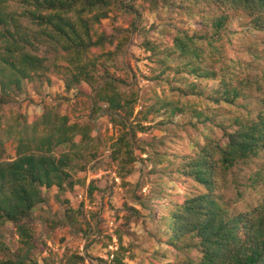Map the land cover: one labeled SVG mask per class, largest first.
Here are the masks:
<instances>
[{
	"label": "trees",
	"instance_id": "1",
	"mask_svg": "<svg viewBox=\"0 0 264 264\" xmlns=\"http://www.w3.org/2000/svg\"><path fill=\"white\" fill-rule=\"evenodd\" d=\"M136 1L0 0V264H52L31 256L36 249L32 231L35 213L47 202L44 189L66 193L83 183L75 179L76 174L87 170L104 144L95 135L94 121L107 115L123 126L124 131L111 146L110 158L122 162V157L129 155L125 163L129 166L135 160L139 133L150 129L142 122L150 116H162L169 122L181 111L168 95L161 97L155 92L135 116L139 123H127L135 114L139 96L123 92L110 68L129 47L134 30L115 27L110 32L103 21L114 11L136 9ZM166 2L170 4V0ZM176 4L197 19L198 29L193 34L189 30L170 34L168 44H146L155 55L164 47L167 60H178L176 67L169 65L163 73L187 75L185 84L177 87L182 95H204L213 104L236 106L245 116L231 112L216 122L219 115L195 111L206 131L212 122L223 136L207 134L204 142L196 145L195 155L175 153L177 160L168 161V175L190 179L201 190L191 195L164 193L166 207L159 222L164 226L165 242L188 254L185 264H264V203L251 211H239L223 192L235 168L264 153V72L255 93V79L246 83L243 79L237 86L239 71L228 66L218 72L214 65L205 64L206 48L213 56L219 55L237 17H249L253 29L264 32V0H179ZM190 76L220 80V86L207 95ZM36 80L51 87L62 80L67 91L78 90L90 99L89 121H74L71 106L66 114L57 106H47L35 117L21 109H8L15 97L26 91L27 82ZM239 100L243 101L238 104ZM9 143L16 149V156L10 159L5 157ZM164 157L157 162L166 163ZM109 168L106 164L105 170ZM128 172L132 174V170ZM97 191L99 187L92 182L89 196ZM135 199L142 203L137 195ZM130 221L128 217L121 224L123 231ZM7 225L17 229L22 246L16 251L4 239L3 227ZM119 235L122 239L121 232ZM192 250L199 251L200 257L190 256ZM116 260L124 264V258ZM84 261L85 257L72 254L60 264Z\"/></svg>",
	"mask_w": 264,
	"mask_h": 264
},
{
	"label": "rangeland",
	"instance_id": "2",
	"mask_svg": "<svg viewBox=\"0 0 264 264\" xmlns=\"http://www.w3.org/2000/svg\"><path fill=\"white\" fill-rule=\"evenodd\" d=\"M177 2L179 0H170V4L166 0H137L136 9L114 11L103 21L110 32L115 27L134 30L129 47L110 68L111 75L119 80L123 92L128 95L135 92L139 96V105L127 123H139L135 116L155 92L161 97L168 95L181 111L169 122L162 116H150L147 122H142L150 129L139 133L135 160L129 166L125 164L129 155H124L122 162H114L110 158L111 146L124 131L123 126L114 123L107 115L94 121L95 135L104 144L98 157L88 163L87 170L76 174L75 179H81L83 183L66 193L57 188L44 189L47 202L35 213L32 231L36 249L31 256L41 263L60 264L62 259L72 254L85 257L82 264H118L117 257L124 258V264H153L155 261L185 264L187 261L188 254L169 247L165 242L164 226L159 221L167 198L162 196L165 197L164 193L191 195L201 189L190 179L168 175V161L177 160L175 153L195 155L198 151L196 145L203 143L207 134L216 138L223 136V131L214 128L212 122L206 131L205 125L195 117L196 110L213 117L219 115L216 122H222L225 119L223 115L231 112L232 115L245 114L236 106L213 104L204 95H182L177 87L185 84L187 75L163 73L169 65L176 67L178 60L173 57L167 60L168 50L164 47L159 55L147 47L148 42L168 44L170 34L179 30H189L193 34L198 29L197 19L187 15V10L179 9ZM250 21L249 17H237L230 24L231 34L229 39L224 40L220 54L213 56L206 48L205 64L214 65L218 72L228 66L239 71L241 76L235 82L237 86L243 79H246L245 83L249 82L248 79H255L253 89L256 93V83L264 72V32L253 29ZM190 79L196 80L198 90L206 91L207 95L220 86V80H197L193 76ZM242 101L239 100L238 104ZM91 103L90 99L79 95L78 90L67 91L62 80L53 87L36 80L27 82L26 91L15 97L7 108L21 109L30 117H35L43 114L47 106H57L63 114L71 106L73 120L85 123L90 118ZM143 111L139 115L141 118L145 114ZM164 155L166 163H158ZM15 156V145L9 143L5 157L10 159ZM106 164L110 165L108 170H105ZM124 165L126 167L122 168ZM128 169L132 170V174H128ZM228 181L229 185L223 188V192L233 208L246 212L260 207L264 203V153L251 163L235 168ZM92 182L99 187V191L90 197L88 191ZM135 195L142 203L137 202ZM69 210L72 211L68 213ZM151 214L156 215L151 217ZM128 217L131 221L127 230L123 231L121 224ZM62 221L65 224L59 227ZM3 232L13 251L22 246L15 226L7 225L3 227ZM115 245L118 246L116 258L111 260L110 247ZM190 256L199 258L200 253L192 250Z\"/></svg>",
	"mask_w": 264,
	"mask_h": 264
},
{
	"label": "built area",
	"instance_id": "3",
	"mask_svg": "<svg viewBox=\"0 0 264 264\" xmlns=\"http://www.w3.org/2000/svg\"><path fill=\"white\" fill-rule=\"evenodd\" d=\"M111 255H110V259L111 260H114L116 258V251L118 250V246L115 245V246H111Z\"/></svg>",
	"mask_w": 264,
	"mask_h": 264
}]
</instances>
